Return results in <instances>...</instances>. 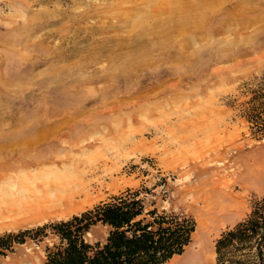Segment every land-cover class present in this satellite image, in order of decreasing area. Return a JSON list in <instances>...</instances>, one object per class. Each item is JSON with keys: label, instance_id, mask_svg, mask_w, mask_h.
<instances>
[{"label": "rangeland", "instance_id": "obj_1", "mask_svg": "<svg viewBox=\"0 0 264 264\" xmlns=\"http://www.w3.org/2000/svg\"><path fill=\"white\" fill-rule=\"evenodd\" d=\"M149 1L0 0V234L148 188L150 207L196 222L165 264H218V238L264 197L248 118L264 94V0H193L201 23L181 33L191 0L172 14ZM45 261L31 241L0 256Z\"/></svg>", "mask_w": 264, "mask_h": 264}, {"label": "trees", "instance_id": "obj_2", "mask_svg": "<svg viewBox=\"0 0 264 264\" xmlns=\"http://www.w3.org/2000/svg\"><path fill=\"white\" fill-rule=\"evenodd\" d=\"M254 100L259 107L248 118L264 136V94ZM143 189L128 188L68 219L0 234V256L31 241L43 248L46 264H165L185 252L196 222L185 212L150 207ZM98 228L107 230L104 238L94 236ZM216 253L218 264H264V197L221 234Z\"/></svg>", "mask_w": 264, "mask_h": 264}, {"label": "bare ground", "instance_id": "obj_3", "mask_svg": "<svg viewBox=\"0 0 264 264\" xmlns=\"http://www.w3.org/2000/svg\"><path fill=\"white\" fill-rule=\"evenodd\" d=\"M144 1V0H143ZM163 1V0H162ZM169 3H171L170 5H167V6H165V10H167L170 14H172L173 12H175V11H177V10H179V8L180 7H177L176 6V4H174V3H172L173 1L175 2L176 0H167ZM191 1H192V3H191ZM191 1H189L190 3L188 4L187 2V4H185V7H182V8H180V10H182L183 12H184V14L177 20V24H178V26H179V28H177L178 30V32L179 33H181L182 31H184L183 30V28H185L186 26H190V25H194V24H197V22L199 21V20H201V18L199 19L198 17L199 16H196V15H193L192 13H191V11L193 10H195L197 7H199L198 5H196V2L193 4V0H191ZM221 1V0H220ZM149 2H151V0L149 1ZM178 2H179V0H178ZM202 2V1H201ZM216 2V1H215ZM137 3V2H136ZM140 3H142V2H140ZM140 3H139V5H140ZM148 3V2H147ZM159 3H160V1H159ZM162 3V2H161ZM211 3V2H210ZM216 3H218V1L216 2ZM206 4V3H205ZM163 5V4H162ZM209 5V4H208ZM208 5H207V7H208ZM212 5V4H211ZM210 5V6H211ZM137 6H138V4H137ZM209 6V7H210ZM155 7V6H154ZM154 7H153V9H154ZM164 7V6H163ZM163 7H161V8H159L158 10H159V12L160 11H165L164 10V8ZM205 7V6H204ZM206 7V8H207ZM159 12H155L154 13V15H158L159 16ZM164 13V12H163ZM163 13H161V14H163ZM196 14V13H195ZM151 15V14H150ZM176 16H178V15H176ZM162 19V18H161ZM160 19V20H161ZM174 18L173 17H171L168 21H167V23H169L170 25H173L174 23H175V21L176 20H173ZM199 19V20H198ZM157 20H159V19H157ZM157 21L158 22V25H159V27H161V26H163L162 24H164V23H162V21ZM163 20V19H162ZM200 22V21H199ZM199 22H198V24H199ZM201 23V22H200ZM197 24V25H198ZM174 26V25H173ZM196 27V26H195ZM188 28H192V27H188ZM173 31V30H172ZM174 32V31H173ZM184 33V32H183ZM4 146V145H3ZM95 174V173H94ZM87 175V174H86ZM93 177L94 176H90V174L89 175H87L84 179H83V182H80V183H85V185L87 186V184H88V182L89 183H92L93 184ZM89 185V184H88ZM81 187V186H80ZM83 187H85L83 184H82V187L81 188H83ZM81 188H79V189H81ZM89 188V187H88ZM91 188V187H90ZM83 190V189H82ZM86 190V189H85ZM76 191V190H75ZM75 193V192H74ZM84 193V192H83ZM82 195V191L81 190H79V191H77L75 194H74V197H76V196H81ZM85 195H86V193H85ZM74 197L73 196H71V199H74Z\"/></svg>", "mask_w": 264, "mask_h": 264}]
</instances>
